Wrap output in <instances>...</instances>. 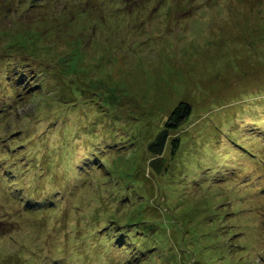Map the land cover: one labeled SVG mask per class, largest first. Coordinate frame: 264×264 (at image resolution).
I'll return each instance as SVG.
<instances>
[{
	"label": "rangeland",
	"instance_id": "obj_1",
	"mask_svg": "<svg viewBox=\"0 0 264 264\" xmlns=\"http://www.w3.org/2000/svg\"><path fill=\"white\" fill-rule=\"evenodd\" d=\"M30 1L0 0V56L37 59L40 85L11 95L0 168L48 209L0 196V264H264V0ZM180 102L154 178L146 145Z\"/></svg>",
	"mask_w": 264,
	"mask_h": 264
},
{
	"label": "trees",
	"instance_id": "obj_2",
	"mask_svg": "<svg viewBox=\"0 0 264 264\" xmlns=\"http://www.w3.org/2000/svg\"><path fill=\"white\" fill-rule=\"evenodd\" d=\"M40 1H43V2L38 3ZM55 1L60 2L62 0H32L28 4L27 12H28V14H30V12L35 10L36 7L43 6L44 4H54ZM114 3H117V1H115ZM121 3L122 2H120L119 5ZM53 7H55V5ZM124 15H125V13H124ZM125 16H127V15H125ZM8 46L9 45H7L6 48H9ZM16 53H18V52H16ZM18 54H20V53H18ZM18 54L14 55L11 52L6 51L5 54H3L5 56H0V62H6L5 65L7 66L5 73H0V119L1 118L3 119L4 117L6 118L7 115L11 112V110L8 112L7 107L8 108L10 107V100H11L12 94H15V92L18 90H25V91L31 90L30 92H36L39 90L38 86L40 87V85H38V83L34 82V78H32V76H33L31 73L32 70L24 67L22 64V63H26V64L33 63L36 65H39L37 63V59L31 57L30 55H26L24 53L21 54L23 56H19ZM14 68H15V70H14L15 72H13V73L10 72V69H14ZM190 112H191V108H190V105L188 103H186V102L178 103L176 105V107L172 110L168 119L165 121L163 129L161 131H159L156 134V136L146 145V153L148 155V159H147L148 168H149L150 174L154 178H157L160 175H163L167 171L169 164H170V162H169L170 159H173L174 156L177 154V151H178L179 146H180V140L177 137H175V138L171 137L170 131L178 129L182 124L187 122V120L190 116ZM55 122L56 121H53V123H52L53 126H54ZM232 130H233V128H232ZM238 131H239V128H238ZM253 133L257 134L258 136L264 137V129L261 127H258L257 129H255V131ZM62 138H63L62 142L68 141V139H70L69 134L67 136H66V134L63 135ZM75 138L79 139V140L82 139L81 137L79 138L77 136ZM223 139L226 142H229L231 144L236 145L234 143V142H236V139L233 138L232 134H228L227 137H225ZM85 146L89 148L90 144H88V142H86ZM95 146H96L95 144L93 146H91L90 150H94ZM67 149H69V148H67ZM4 167L5 168H3V169L0 168V196H2V198H6L8 201H10V200L11 201L23 200L22 195H25V192H22V190H24V189L18 188V190L16 192V188H17V186H16V188H15L16 193L14 192L13 185H15V183H17L18 180H17L16 176H14L7 169L6 165ZM6 169H7V171L4 172L3 170H6ZM46 169L48 171H51L50 168L49 169L46 168ZM38 170L39 171H36V172L34 171L33 173H34L35 177L41 178L43 176L41 178L42 180H40V182L45 183V182H50V180H51L54 183H58L55 178H54V180L50 179L51 174L48 175L47 174L48 171H44V168L40 170L38 167ZM68 171H72V169L68 170ZM85 171L87 173V170H85ZM73 177H74V175L72 176V178ZM67 181H68V179L66 178L65 182L67 183ZM35 185H36V183H35ZM55 186H56V184L52 185V187H55ZM33 196L32 197L28 196L30 198L29 201L24 199L22 202L24 204L25 209H27V211H35V210L41 211V210H47L48 209L47 207H45L44 201L46 200V202H48L49 198H47V197L37 198L35 196L33 198ZM61 197L62 196L60 195L58 197H55L54 199L56 202H58L61 199ZM13 199H15V200H13ZM37 203L39 204V206L37 208H33V205H35ZM140 223H142V225H139L137 227H142V226L146 227L144 229L147 230V237L154 236V234L157 232L156 230H154L153 227H150L143 222H140ZM106 233H109L108 234L109 235L108 239H110L109 241H111V240L114 241V243L111 241V243H113L114 246H117L118 244L123 243L124 237L123 236L122 237H120V236L116 237V234L114 233L113 230H110ZM121 233H123V232H121ZM135 240L139 241V239H135Z\"/></svg>",
	"mask_w": 264,
	"mask_h": 264
}]
</instances>
